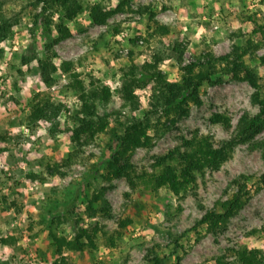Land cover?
<instances>
[{"label": "rangeland", "instance_id": "1", "mask_svg": "<svg viewBox=\"0 0 264 264\" xmlns=\"http://www.w3.org/2000/svg\"><path fill=\"white\" fill-rule=\"evenodd\" d=\"M81 1L84 12L70 22L72 35L54 47L72 69L57 68L52 83H46L36 59H28L46 56L47 38L36 17L42 4L4 0L2 13L13 26L0 41V264H53L58 254L52 234L73 238L78 219L80 225L98 224L102 232L93 250L64 249L72 264H158L156 256L162 264H213L220 258L234 260L244 245L261 248L264 256V187L223 230L193 229L208 210L232 197L234 179L252 175L249 185H255L264 172L262 152L253 145L264 140V121L246 141L238 142L219 169L198 174L187 193L177 195L166 187L154 190L150 181L164 158L179 165V153L172 157L171 151H183L195 136L210 137L218 148L236 135L244 115L260 112L252 101L255 88L247 81L205 84L201 105L193 104L190 113L157 136L152 146L134 151L132 180L103 177L112 131L150 108L153 83L136 89L141 106L135 111L118 93L132 64L162 56L159 69L177 80L181 67L207 50L223 55L244 43L253 19L264 24V0H129L105 24L93 23L88 8L98 1L114 8L121 0ZM60 16L54 12L55 20ZM159 25L169 31L163 33ZM174 43L185 47L181 64L173 55ZM255 54L246 59L264 83V43ZM73 73L87 86L94 79L112 92L110 101L98 106L99 114L109 116L108 127L82 146L72 137L79 125L74 116L82 105ZM38 101L61 104V111L53 120H33ZM56 163L59 172L52 175L49 167ZM101 186H109L106 202L95 206L108 203L110 215L89 216V199ZM71 204L73 211L59 222L56 216Z\"/></svg>", "mask_w": 264, "mask_h": 264}, {"label": "trees", "instance_id": "2", "mask_svg": "<svg viewBox=\"0 0 264 264\" xmlns=\"http://www.w3.org/2000/svg\"><path fill=\"white\" fill-rule=\"evenodd\" d=\"M37 3L42 4V9L36 17L47 38L46 56L43 58L35 55L28 59H36L43 80L46 83H52L51 74L57 68L66 72L72 69L71 62L58 58L54 47L72 35L70 22L84 12L85 6L81 0H37ZM3 4L4 0H0V41L8 35L13 26V23L2 13ZM128 4L129 0H121L114 8H108L103 2L98 1L88 8V13L93 23L105 24L113 14L124 10ZM146 9L140 8V12L144 13ZM54 12H61L57 20L54 18ZM155 14V11H151V19L155 18ZM253 20L254 27L244 43L235 44L230 52L223 55H216L212 50H207L194 61L182 66L181 76L177 80L168 79L159 69L162 56L156 55L153 61H147L141 65L132 64L130 70L124 74L118 93L130 109L135 111L141 106L136 89L153 83L150 108L142 117L132 116L121 122L120 130L112 131L110 155L105 160L103 174L105 179L112 181L115 178L127 177L132 180L134 166L131 158L134 151L139 147L152 146L157 136L190 113L193 104L201 105V92L205 84H219L228 80L247 81L255 88L252 101L259 106L260 112L254 117L244 115L238 124L236 135L218 148L213 146L210 137L195 136L187 142V147L183 151H171L172 157L179 153V165L174 166L166 158L163 162L161 160V169L150 179L154 190L166 187L177 195L187 193L196 185L198 174L204 173L207 169H219L232 155L238 142L246 141L258 129L264 121V83L261 75L247 61L246 56H255L257 49L264 43V24ZM157 28L163 33L169 31V28L164 25H159ZM256 33L258 38L254 39L253 36ZM172 48L174 57L181 64L185 47L181 43H174ZM262 59L264 61V57ZM73 82V86L80 91L82 105L74 116L79 125L74 128L72 137L74 142L82 146L108 127L109 116L99 114L98 106L107 104L112 97V92L109 87L99 85L94 79L87 86L85 81L78 78L77 73H73ZM61 108V104L38 101L33 106L31 119L53 120ZM253 145L261 150L264 159V140L257 141ZM49 170L52 175L58 173L57 163L49 167ZM252 180V175H241L234 179L232 183L235 184L236 191L232 197L208 210L196 222L193 229L197 230L202 226L211 232L223 230L252 195L264 187V172L257 178L255 185H249ZM108 189L109 186H101L93 193L85 210L89 216L110 215L111 207L108 203L95 206L106 202L105 195ZM74 207L75 204L68 206L63 214L56 216L57 220L61 222L67 219ZM79 220L75 221L73 238L52 234L58 254L53 264H72L64 254V249L82 252L98 247L97 239L102 232L100 226L98 224L80 225ZM253 233L250 234L253 235ZM262 254L261 248L244 245L236 252L234 260L224 261L220 258L213 264H262L264 260ZM154 260L162 264L159 256H156Z\"/></svg>", "mask_w": 264, "mask_h": 264}]
</instances>
